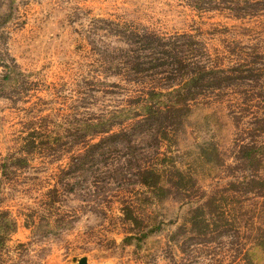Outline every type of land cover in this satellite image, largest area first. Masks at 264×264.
<instances>
[{
    "label": "rangeland",
    "instance_id": "rangeland-1",
    "mask_svg": "<svg viewBox=\"0 0 264 264\" xmlns=\"http://www.w3.org/2000/svg\"><path fill=\"white\" fill-rule=\"evenodd\" d=\"M256 1L257 16L237 19L186 0H0V264L83 256L88 264H264V0ZM100 19L192 33L211 63H249L254 72L198 97L157 149L143 152L138 137L135 157L114 152L69 173L82 152L78 120L120 108L149 85L100 67L93 43L122 44ZM145 165L172 170L163 182L170 190L140 184ZM175 168L180 189L169 183L180 180ZM129 213L158 231L140 239Z\"/></svg>",
    "mask_w": 264,
    "mask_h": 264
},
{
    "label": "trees",
    "instance_id": "trees-1",
    "mask_svg": "<svg viewBox=\"0 0 264 264\" xmlns=\"http://www.w3.org/2000/svg\"><path fill=\"white\" fill-rule=\"evenodd\" d=\"M198 10L227 9L237 18L253 17L261 9L256 0H186ZM208 5V6H207ZM99 29L116 37L120 45L93 43L99 55L100 67L113 75L123 76L129 82L149 84L140 94L128 99L126 105L98 116L83 117L78 120L77 145L82 152L73 160L69 173L88 169L114 152H123L135 157L142 150L136 144L141 137L149 147L157 149L162 140L169 139L185 124L192 112V103L202 95L216 90L236 86L241 79H250L254 68L249 63H237L222 67L211 63L205 43L188 32L163 35L145 26L100 19ZM10 68L8 64L5 65ZM264 71V68L261 69ZM251 72L249 74H242ZM11 72H7L6 79ZM118 130H115L116 127ZM97 139V140H96ZM29 142V141H28ZM36 147V141L30 140ZM254 147L246 151V156L254 157ZM137 181L154 194L167 192L163 185L165 177L172 174L154 166H139ZM180 180H170L176 188L181 186L182 172L175 168ZM71 189L72 186H71ZM134 225L142 228L140 239L158 231L159 226L143 228L140 220L128 214ZM258 239V245H264ZM249 248L247 254L250 253Z\"/></svg>",
    "mask_w": 264,
    "mask_h": 264
},
{
    "label": "water",
    "instance_id": "water-1",
    "mask_svg": "<svg viewBox=\"0 0 264 264\" xmlns=\"http://www.w3.org/2000/svg\"><path fill=\"white\" fill-rule=\"evenodd\" d=\"M75 264H88V257H87V256H83V257H81V258L77 261V263H75Z\"/></svg>",
    "mask_w": 264,
    "mask_h": 264
}]
</instances>
